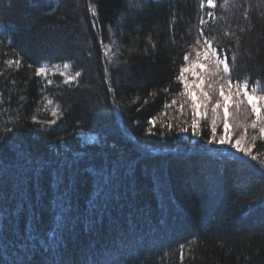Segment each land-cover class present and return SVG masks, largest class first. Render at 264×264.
<instances>
[{"label": "trees", "instance_id": "16d2710c", "mask_svg": "<svg viewBox=\"0 0 264 264\" xmlns=\"http://www.w3.org/2000/svg\"><path fill=\"white\" fill-rule=\"evenodd\" d=\"M201 27L229 56L233 82L249 79L264 93V0H0V133L19 126L31 151L50 160L96 157L80 167V221L68 225L74 232H64V259L79 261L93 243L102 261L118 264H264V175L257 168L226 167L215 151L199 147L210 138L213 118L222 134L223 109L218 115L211 106L201 108L197 137L190 103L180 108L187 97L175 77L184 53L195 62L202 52ZM7 60L20 63L9 66ZM39 67L46 76L36 75ZM76 71L81 77L65 84L60 73ZM229 113L233 138L247 128L242 143L264 159V137L251 128L247 106L230 102ZM52 119L57 123L49 127ZM168 125L170 133L161 135ZM144 147L151 149L148 155L138 151ZM114 154L138 158L133 191L117 178L115 198L122 206L126 193L137 208L111 211L102 226L90 228L84 217L95 192L84 167ZM27 172L0 166V264H44L52 255L43 247L55 227L49 197L36 210L38 220L16 212ZM157 173L166 185L157 186ZM44 187L53 190L47 171Z\"/></svg>", "mask_w": 264, "mask_h": 264}, {"label": "snow or ice", "instance_id": "6c2138e0", "mask_svg": "<svg viewBox=\"0 0 264 264\" xmlns=\"http://www.w3.org/2000/svg\"><path fill=\"white\" fill-rule=\"evenodd\" d=\"M216 0H207L208 5H214ZM204 5L202 4L201 7ZM93 15L96 14L95 6L92 7ZM211 15V13H209ZM205 21L200 20L203 25ZM203 27L199 29V40L203 42V50L198 54L195 62L190 60V53L183 54L184 63L180 66L179 74L175 79L183 85L184 95L187 99L180 104L183 109L184 105L190 103L193 120L191 124L192 134L199 137L200 133L197 131L199 121L197 117L200 115L201 108L211 109L218 115L219 110L223 109V132L217 133V122L213 118L211 126L210 138L199 147L204 151H215L219 160L227 167L231 165H241L249 168H257L262 175H264V159H259L257 155L253 154V148L242 143L247 133V128L244 129L245 135H240L233 138L230 133V126L228 123L230 102H233L237 109L241 105L247 106V115L254 116L251 120L250 126L252 129H258L262 137H264V93L259 91L258 84H251L249 79L243 81L236 79L233 82L232 72L230 67L229 56L223 50L218 52L219 45L213 46V39H210L204 34ZM203 57V60L200 57ZM232 60L235 59L233 56ZM9 66L19 65V60H7ZM31 67V65H30ZM68 67L67 64L64 65ZM202 70V71H201ZM37 76H46L47 72L45 67H39L36 72ZM61 76H66L65 84H73L81 77V71H76L74 75H66L60 73ZM207 80V90H205V83ZM49 85L52 80L47 81ZM199 94V95H198ZM49 104L52 101H48ZM173 105L177 104V100H172ZM92 111H95L93 109ZM206 114V113H205ZM56 117L58 113L52 112ZM36 120L34 116L32 118ZM39 123V121H37ZM57 123L56 119L47 121L49 127ZM139 123V122H137ZM150 125H155V117L149 121ZM153 127L147 129L148 134L155 135ZM172 125H168V132L161 133V135H168L172 129ZM179 131L187 133L188 127H182ZM83 132V128H80ZM255 137L252 138L253 143ZM208 145H224V148L210 149ZM141 155H148L151 149L144 147L138 150ZM96 157L81 156L77 154L76 157L60 160H50L46 157L35 155L28 147L26 142L21 139L19 126L16 129H7L6 133H0V166L5 171L11 165L14 169L17 165L20 168L28 169L27 182L24 185L26 189L25 196L19 201V208L16 209L17 213L28 212L31 213L33 218L38 220L37 208L42 207L45 197H49L48 208L52 213L55 227L44 237L43 247H47L48 251L52 253L51 257L44 261V264H118L116 261H102L99 256L98 250L93 246V243L87 245L82 249V255L79 261L72 259H64L65 252V239L64 232H74V228L70 229V223H78L79 216V200H80V167L88 162L94 161ZM255 162V163H254ZM138 164V158L133 159L125 155L114 154L111 158L102 160L98 165L84 167V171L90 174L91 182L94 186L95 198L89 199L88 207L90 215L84 218L88 221L90 228L95 225L102 226L106 214L111 211H119L121 215L125 211L131 212L137 208V202L127 196L125 193L122 196L124 200L123 205L115 202L118 195L116 189L117 178L120 179L121 184L127 191H133L132 182L134 180V171ZM126 170L128 175H123ZM48 172L51 177L52 191L49 194L44 187V174ZM157 186L166 185V180L161 173L153 176ZM218 181L221 186L223 185L224 177L218 176ZM264 201V195L260 197ZM252 210H255L254 208ZM75 214V215H74ZM10 218H14L13 213H8ZM35 231V225L33 226ZM51 240V242H49ZM98 243V242H94ZM41 246H37V251ZM180 259L184 260V244L180 246ZM35 256V251L29 249ZM111 255V251L107 253ZM93 257L89 259V257ZM30 264H34L32 260Z\"/></svg>", "mask_w": 264, "mask_h": 264}]
</instances>
